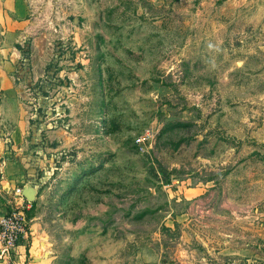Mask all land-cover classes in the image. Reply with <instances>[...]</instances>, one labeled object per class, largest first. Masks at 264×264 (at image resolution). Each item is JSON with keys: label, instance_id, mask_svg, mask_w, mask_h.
Instances as JSON below:
<instances>
[{"label": "rangeland", "instance_id": "obj_1", "mask_svg": "<svg viewBox=\"0 0 264 264\" xmlns=\"http://www.w3.org/2000/svg\"><path fill=\"white\" fill-rule=\"evenodd\" d=\"M7 8L0 201L37 190L26 263L264 264V0Z\"/></svg>", "mask_w": 264, "mask_h": 264}, {"label": "built area", "instance_id": "obj_2", "mask_svg": "<svg viewBox=\"0 0 264 264\" xmlns=\"http://www.w3.org/2000/svg\"><path fill=\"white\" fill-rule=\"evenodd\" d=\"M21 199V203L15 202L9 212L0 216V261L3 264H16L13 255L29 231L30 220L26 211L31 204Z\"/></svg>", "mask_w": 264, "mask_h": 264}, {"label": "crops", "instance_id": "obj_3", "mask_svg": "<svg viewBox=\"0 0 264 264\" xmlns=\"http://www.w3.org/2000/svg\"><path fill=\"white\" fill-rule=\"evenodd\" d=\"M7 14H6V12H5V16L1 13V10H0V23L2 22V23H7V28H10V25H11V21H12V19H10V14H8V13H10V11H11V9H9V8H7ZM7 30H9V29H7ZM6 63H3L2 62V64H1V66H0V79L1 78H3V81H4V79L7 77V72L5 71L6 70V68H7V66L5 65ZM7 65H8V63H7ZM9 66L11 67V64H9ZM12 68V67H11ZM2 134V133H1ZM1 134H0V153H2L3 152V154H4V146H5V143H6V141H7V139H4V138H2V136H1ZM2 163H4L5 164V166L6 165H8V163L6 164V161H3ZM4 164H0V174H3V176L1 177L3 180L4 179H6L7 180V176H8V174H7V172H6V169L7 168H5V166H4ZM0 183H3V182H0ZM2 188H9V187H5V186H3ZM3 190H5V189H2L1 190V187H0V193L1 192H3L4 193V191ZM10 190V189H9ZM8 204V205H7ZM11 208H10V205H9V203L8 202H6V204H4V203H2L1 201H0V212H2L3 214H6L7 212H9V210H10ZM1 216V215H0ZM22 241V240H21ZM25 249H24V246L23 245H21L20 244V242L18 243V246H17V249H16V252H15V254L13 255V259L15 260V263L16 264H32V263H26V252L24 251ZM0 264H3L1 261H0Z\"/></svg>", "mask_w": 264, "mask_h": 264}, {"label": "water", "instance_id": "obj_4", "mask_svg": "<svg viewBox=\"0 0 264 264\" xmlns=\"http://www.w3.org/2000/svg\"><path fill=\"white\" fill-rule=\"evenodd\" d=\"M22 198L29 204L35 202L37 197V190L31 184H26L21 191Z\"/></svg>", "mask_w": 264, "mask_h": 264}, {"label": "trees", "instance_id": "obj_5", "mask_svg": "<svg viewBox=\"0 0 264 264\" xmlns=\"http://www.w3.org/2000/svg\"><path fill=\"white\" fill-rule=\"evenodd\" d=\"M24 200V199H23ZM25 201V200H24ZM26 202V201H25ZM31 206H32V204H31ZM27 218L29 219V217H28V214H27Z\"/></svg>", "mask_w": 264, "mask_h": 264}]
</instances>
